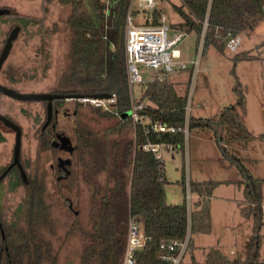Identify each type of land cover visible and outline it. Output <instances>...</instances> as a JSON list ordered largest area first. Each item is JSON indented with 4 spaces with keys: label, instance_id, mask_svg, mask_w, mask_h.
<instances>
[{
    "label": "trees",
    "instance_id": "obj_1",
    "mask_svg": "<svg viewBox=\"0 0 264 264\" xmlns=\"http://www.w3.org/2000/svg\"><path fill=\"white\" fill-rule=\"evenodd\" d=\"M57 1L68 5L69 12L64 20L68 28V60L59 75L56 91L84 95L108 92L116 96L109 109L83 107L76 101L70 130H65L72 145V169L78 181L83 183L81 190L84 193L82 205L69 217L65 231L66 236H75L79 241L74 264H119L129 215L136 216L146 236L144 244L135 251L134 264H169L158 255L159 239L181 236L188 227L189 247L192 245L191 233L209 230L207 197L211 194L212 184L188 181L190 193L196 194L190 204L189 218L183 172L180 180L184 193L182 201L165 202L163 165L142 145L147 141H166L182 147L184 134L182 131L145 133L141 123H134L129 114L130 93L124 51L129 0ZM263 5L264 0H179L173 8L181 20L175 21V27L168 23L171 29L194 32L198 39L206 20L201 51L209 45L223 51L230 36L251 30L257 24L263 16ZM29 21L25 19V23ZM234 56L239 57L237 53ZM139 86L141 93L137 99L145 103L138 110L140 115L184 125L186 93H179L176 85L166 77L146 79ZM223 116L224 113L219 114V124L229 121ZM195 119L188 117V128L196 124L209 125L208 119L198 118L199 122ZM130 129L134 131L133 137L126 135ZM53 135L49 125L43 128L40 135L43 144ZM2 140L4 137L0 134V142ZM50 146L58 151L51 141ZM230 158L244 176L245 210L253 218L248 249L257 252L263 221L261 180L249 175L238 158L233 155ZM12 171L15 180L11 187L23 184L25 195L17 206L19 218L16 221L6 225L0 217V264H72V261L62 263L59 260L60 231L64 224L54 215L47 199L45 171L32 174L25 171L27 182L21 178L18 168L14 167ZM55 181L61 184L57 177ZM223 262L226 264L215 250L208 253V264ZM191 264L196 263L192 261Z\"/></svg>",
    "mask_w": 264,
    "mask_h": 264
},
{
    "label": "rangeland",
    "instance_id": "obj_2",
    "mask_svg": "<svg viewBox=\"0 0 264 264\" xmlns=\"http://www.w3.org/2000/svg\"><path fill=\"white\" fill-rule=\"evenodd\" d=\"M178 1L158 0L159 11L174 27L175 21L181 20L173 8ZM0 7L13 9L12 13L0 14V50L12 27H20L1 67L0 83L23 92H57L59 75L68 60V28L64 21L69 12L68 5L57 0H0ZM25 19L31 21L25 23ZM204 25L205 21L198 39L194 32H187L178 43L185 57L196 61L194 73L191 66L165 75L141 68L145 81L166 77L176 85L179 93L187 94L183 145L175 151L174 157L170 154L164 157L165 202L182 201L184 193L180 180L183 172L189 218L194 195L190 193L188 181H211L212 184L211 194L207 197L210 228L191 233L192 245L186 247L179 263L191 262L194 257L199 264H203L207 251L217 248L226 264H264V217L259 229L258 251L249 250L253 218L245 210L244 176L230 158L231 155L238 158L249 175L261 180L262 190L260 172L250 174L248 171L250 168L247 166H252L254 162L246 158L245 149L254 148L259 153L263 149L264 153V25L263 30L254 31L253 27L238 33L240 44L228 54L225 45L223 51L213 45L201 51ZM235 53L239 57L235 58ZM133 89L138 98L140 86L135 83ZM66 101L71 108L77 103V100ZM79 104L92 106L86 102ZM0 113L22 129L20 160L27 174L46 173L47 199L51 202L54 215L64 224L60 231L59 260L74 264L80 245L77 237L65 234L69 217L73 214L67 208L65 197L70 198L74 209L78 210L84 198L81 190L83 183L79 182L76 187H65L63 183L59 185L55 181L56 173L49 170V164L56 161L60 152L50 146L52 137L45 144L40 137L44 128L45 102L16 99L0 92ZM220 113H224V119L229 121L219 124ZM189 116L197 118V122L198 118L208 119L209 125L196 124L188 128ZM68 120L58 115L57 129L70 130L72 120ZM0 134L4 137L0 142L1 172L12 158L14 131L0 122ZM126 135L133 137V129ZM262 161L264 163V158ZM258 163L262 165L260 161ZM14 176L11 170L0 179V217L6 225L19 218L17 206L25 195L23 184L11 187ZM227 176L235 182L227 184L223 181ZM236 182L238 185L242 183V188ZM231 248L233 250L229 252Z\"/></svg>",
    "mask_w": 264,
    "mask_h": 264
},
{
    "label": "built area",
    "instance_id": "obj_3",
    "mask_svg": "<svg viewBox=\"0 0 264 264\" xmlns=\"http://www.w3.org/2000/svg\"><path fill=\"white\" fill-rule=\"evenodd\" d=\"M206 24V20H205ZM205 26V25H204ZM183 30L171 29L166 15L159 11L158 0H129L125 18V61L127 68V81L130 93L129 114L133 122H139L143 131L147 132H177L184 131V125L165 123L158 119H151L139 114L138 110L145 105L144 101L137 99L133 85H140L145 81L141 68L159 71L162 74L174 73L192 67L196 71V61L188 60L179 48L178 43L186 35ZM240 44V36H230L226 43V54L234 52ZM92 106L111 108L116 100L114 93L110 97L98 98L92 95H83L76 98ZM188 109L187 103L185 112ZM186 114V113H185ZM144 150L150 151L155 159L164 164L166 154H171L179 145L172 142L147 141L142 145ZM161 179V177H159ZM189 237V228L179 235H172L159 239V257L169 264H178L186 250ZM144 235L140 223L135 215H129L127 221L126 242L123 255L119 264H134L135 251L144 244Z\"/></svg>",
    "mask_w": 264,
    "mask_h": 264
},
{
    "label": "water",
    "instance_id": "obj_4",
    "mask_svg": "<svg viewBox=\"0 0 264 264\" xmlns=\"http://www.w3.org/2000/svg\"><path fill=\"white\" fill-rule=\"evenodd\" d=\"M12 8L7 7H0V14L5 13H12ZM19 31V25H14L12 29L9 31L8 35L5 38L4 44L0 50V69L7 58V55L10 51V48L12 46V41L16 37ZM0 92L3 94H6L8 96H11L16 99L21 100H46L45 105V121L49 122L52 119L53 115V106H52V100L56 98H77L80 96H83L84 94H69V93H60V92H23L16 90L10 86H7L5 84L0 83ZM94 97L98 98H106L110 97L112 93L108 92H96L91 94ZM0 120L8 127H10L14 131V143L12 148V159L10 163L0 172V179L7 173V171L14 165H16L19 169L20 176L23 179L24 182H27V175L24 170V168L21 165L20 162V146H21V128L20 126L10 119L9 117L3 115L0 113ZM46 123L44 122L43 126H45ZM68 142H70L69 137L67 135L61 136L55 139L51 140V144L53 146H61L64 147ZM71 149V148H70Z\"/></svg>",
    "mask_w": 264,
    "mask_h": 264
},
{
    "label": "flooded vegetation",
    "instance_id": "obj_5",
    "mask_svg": "<svg viewBox=\"0 0 264 264\" xmlns=\"http://www.w3.org/2000/svg\"><path fill=\"white\" fill-rule=\"evenodd\" d=\"M66 100H77V99L76 98H66V99L56 98V99H53L52 100V106H53L52 119L49 122L44 121L46 123L44 128L49 125L54 131V135L51 138V140L55 139V138L59 139V137L67 135V133L65 132L64 129L58 130L56 127L58 115H61L63 118L68 120V119H71L72 115L75 114V109L73 107L76 104L72 105V108H71L68 105L69 103H67ZM46 102L47 101H45V105H46ZM71 102L74 103V101H71ZM54 147L60 152V154L56 156L55 162H51L49 164L50 169L56 173L57 179L60 180L61 183H63L65 187H70V186L73 187L74 185H75L74 187H76L80 181H78V178L75 176L74 168L72 169V158H71L72 145H71V142H68L64 147H61L59 145L54 146ZM14 167L18 168L16 165H14L7 171V173L10 170L14 169ZM65 198H66L65 201H66L67 206H68L67 208L69 210H71L73 214H76L77 209H74L72 200L68 197H65ZM68 225H67L66 230L68 229Z\"/></svg>",
    "mask_w": 264,
    "mask_h": 264
},
{
    "label": "crops",
    "instance_id": "obj_6",
    "mask_svg": "<svg viewBox=\"0 0 264 264\" xmlns=\"http://www.w3.org/2000/svg\"><path fill=\"white\" fill-rule=\"evenodd\" d=\"M262 9H263V16L261 17V19L260 20H258L257 21V24L254 26V31H256V30H263V25H264V5H263V7H262ZM182 50V49H181ZM183 52V51H182ZM263 143V142H262ZM179 148H177L175 151H177ZM252 150V151H251ZM175 151H173L170 155L172 156V157H174L175 156ZM245 156H246V158L248 159H251L253 162H254V164L251 166V164H250V166L248 165H246L245 163H244V166L246 167L247 166V168H250V170H248L249 172H250V174L253 172L254 174L256 173V172H260V174H261V176H260V179H262V182H263V184H262V190H261V207H262V217H264V163H263V161H262V159L264 158V153H262L263 152V149H262V151L259 153V152H257V150L256 149H245ZM242 159H244V157H242ZM232 161V160H231ZM258 161H260L261 163H262V165H259V163H258ZM246 162H248V161H246ZM255 165H257V166H255ZM254 166V167H253ZM163 173H164V177L166 178V174H165V172H164V164H163ZM196 181H198V180H196ZM223 181H225L227 184H232L233 182H235V180H233L232 179V177H228L227 176V178H224L223 179ZM201 182H205V181H201ZM206 182H208V181H206ZM211 182V181H210ZM221 182V181H220ZM236 184L238 185V183L236 182ZM238 187H240V188H242V183H240L239 185H238ZM194 195V199L196 198V194H193ZM216 251L217 252V254H218V256H221L222 254H221V252L220 251H218L217 250V248H211L209 251H207V254H206V258H205V260L203 261V264H208L207 263V257H208V253L210 252V251ZM232 248L229 250V252H232ZM194 257H192V260H191V262L192 261H194L196 264H199V262H197L195 259H193ZM238 261H239V259H238ZM191 262H181V264H191Z\"/></svg>",
    "mask_w": 264,
    "mask_h": 264
}]
</instances>
